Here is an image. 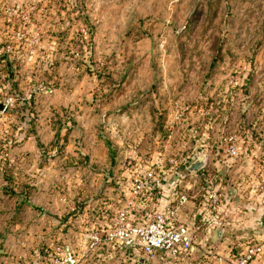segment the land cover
Wrapping results in <instances>:
<instances>
[{
	"label": "rangeland",
	"instance_id": "374dc122",
	"mask_svg": "<svg viewBox=\"0 0 264 264\" xmlns=\"http://www.w3.org/2000/svg\"><path fill=\"white\" fill-rule=\"evenodd\" d=\"M1 55L9 56L15 79L10 82L0 60V102L14 96L21 104L22 96L32 92V101L42 100L30 109L26 131L31 133L39 121L52 120L58 131L77 125L70 115L74 103L56 118L44 108L45 90L52 89L50 95L68 102L71 94L80 97L78 106L91 109L92 125L109 145L118 144L116 134L125 130L124 138L139 142L145 136L143 151L161 149L165 159L185 156L191 162L202 155L194 152L199 138L222 141L232 128L227 110L233 105L238 117L249 106L247 130L264 139V0H0ZM135 97L139 102L133 105ZM243 97L250 103L242 105ZM76 111L84 113L79 107ZM177 113L183 118L174 124ZM13 115L0 114V144L12 149L22 143L19 134L25 131ZM135 124L142 127L138 134ZM236 124L231 131L239 134ZM70 132L53 140V147L44 145L43 164L61 155ZM83 139H77L78 148ZM111 152L117 154L115 148ZM86 156H80L79 165L86 164ZM6 163L0 160V254L19 258L11 264H35V251L41 248L42 258L50 259L48 235L38 244L30 227L39 212L20 198L23 193ZM117 163L119 168L107 171L111 176L138 166ZM53 169L61 170L57 164ZM208 171L211 177L215 174L210 167ZM106 186L114 189V181ZM67 194L75 211L59 209L48 221L58 223L53 241L70 242L82 258L85 235L100 227L101 210L85 211L81 192ZM26 196L35 206L49 208L48 199L31 192ZM23 208L31 224L18 227L23 216L17 210ZM116 249L114 255L103 251L108 261L101 264H134L127 263L130 255Z\"/></svg>",
	"mask_w": 264,
	"mask_h": 264
},
{
	"label": "crops",
	"instance_id": "0c3cea01",
	"mask_svg": "<svg viewBox=\"0 0 264 264\" xmlns=\"http://www.w3.org/2000/svg\"><path fill=\"white\" fill-rule=\"evenodd\" d=\"M86 96L87 95H85V97ZM43 97H45V99L42 98L45 100L42 102L44 103V108H49L50 114L54 117H57V114L61 112V109L64 107H69L73 103L77 105V107H71L72 112L70 113V115L75 118L77 125L74 128H62V130L58 131L57 128L54 127L52 120L46 123L39 121L40 124H36L35 130L31 129L32 133L26 131L29 127L27 121L30 118L29 116L32 115V113L30 115V109L32 105H36L41 99L36 102L31 101L29 104L21 103L12 112L14 115L11 119L14 120L19 118L22 122V128L25 130L23 133L19 134L22 143L12 145V162L8 161V163H6L7 166L11 168V171L15 173L18 186L17 190L19 193H23L20 198H26L32 203L30 198L26 196L31 192L37 199L49 200V208L45 209V216L41 217L39 213V216L33 217V223L30 226L38 244H41L45 235H48L46 241L52 242L53 239L55 240L57 234L55 231L57 230L56 227L58 223L55 222L54 219L49 222V215H56L59 213V209L64 208L67 211H75L74 203L67 197L69 196L67 193L73 196L81 192L83 195L82 197L85 199V211H89L92 209L91 207H98L101 211L117 207L118 201L114 195V189L111 190L109 186H106L118 177L115 175L111 176L107 172L109 169L116 170L120 167L117 161L122 163L124 167L126 163H128L129 166L138 165L137 168L141 170V173L147 168L148 164L161 163L165 179L168 180L170 184L169 190H163V195H165L164 200L167 202H164V207L168 204L167 200L172 189L186 191L191 196L197 194V198L191 201L180 216L182 223L188 226L196 225L198 228V233L195 237V246L188 258L176 264H192L193 262L195 264H217L216 256H236L244 252L248 244L252 242H264V206L261 204V197L257 190L264 161V139L262 136L257 138L253 137L250 130H247L248 124H246V118L249 116L250 111L246 109H248L249 106L246 109L243 108L239 117L236 105L229 107L227 110L230 126L233 128L234 123H237L236 128L241 127L239 134L242 133V135H237L239 139H241V148L248 152L247 156H241L238 160L229 162L226 158V147L223 140L219 142L218 140L215 142L211 141L212 143H208L204 138H199V141L195 143L197 148L194 149V152L199 151L200 153L197 154H202L198 158L203 155H208L209 157V166L206 171H204L206 176L205 179L214 180L223 195L221 204L215 209L209 210L205 208V198L203 195L205 185L202 179L204 181V177L201 178V182L197 185L193 184L196 178L194 175L190 176L189 174H183V179H180V176L176 177L170 171L168 165V159L174 157L163 158L165 154L161 149L153 153L149 150L147 152L143 151L141 141L145 136L140 137L138 135L139 142H130V139L124 138L126 131L123 130V132L119 131V133L117 132L116 134V140H118L119 143L109 145L105 139L103 140L100 138L98 133L99 129H95L92 125L95 121V117L91 114V109L83 105L78 106L81 98L76 94L70 95L69 102L68 99H59L57 95L46 94L43 95ZM87 97L85 99H87ZM82 99L84 100V97H82ZM138 99V97H135L132 104H137L139 102ZM244 103L249 104L250 101H247L245 97L241 104L244 105ZM78 107L83 109L84 113L78 114L76 111ZM34 108L36 109L37 107ZM101 117L105 121V111L102 112ZM107 122L110 123L111 120L108 119ZM259 126L258 124V127ZM139 127L142 129L141 126L135 124L136 134L141 132ZM232 128L227 131L232 133ZM151 129L152 128L148 129L143 134L145 135V133L151 131ZM70 130L68 142L64 143L65 147L61 155L54 160H50L49 163L43 164L42 157L45 154L44 145L46 149L49 145L53 147L54 145L51 144L53 140L57 141L59 137L66 135ZM108 131L110 130L108 129ZM233 133L236 134L235 132ZM30 134L32 137L27 138ZM223 134H225V131ZM81 135L85 142L81 148H78L77 139ZM203 137H205V135H203ZM34 138H36V140L39 139L40 143L33 142L32 139ZM89 139H91V141ZM113 148L117 151L116 155H112L111 150ZM81 155H87L85 159L86 164L84 165H79L78 163L81 160ZM145 155L151 156L146 158ZM178 159H185V156L184 158L181 156V158ZM55 164L60 166L61 170H54L53 167ZM63 165L65 166L63 167ZM209 167L212 168V170L214 169L215 172V174L212 173V177L211 175L209 176ZM124 174L128 175V172L125 171L123 175ZM102 196H104L105 199L102 198ZM104 200L105 202H102ZM100 203H102V206H100ZM61 204L66 206H62ZM17 213L23 216L17 223L18 227L31 224L29 216L26 217L27 213L24 212V208L18 209ZM214 223L219 224V227L216 228ZM31 229L28 231H31ZM217 231H221V238L216 237ZM85 237L87 242V235H85ZM37 249L33 262L35 264H51L50 259L42 258L41 248ZM110 252H112L113 255L115 253L114 249L104 250L105 254ZM98 258L97 256L89 258L86 260V263L99 264ZM128 259L127 263H132L131 258ZM18 260L19 258L5 257L0 254V264L16 263ZM156 264L161 263L156 262Z\"/></svg>",
	"mask_w": 264,
	"mask_h": 264
},
{
	"label": "built area",
	"instance_id": "2783aa9c",
	"mask_svg": "<svg viewBox=\"0 0 264 264\" xmlns=\"http://www.w3.org/2000/svg\"><path fill=\"white\" fill-rule=\"evenodd\" d=\"M9 53V51H8ZM31 53L30 60L33 59ZM46 94H52V89L45 90ZM34 98V92L22 96V102L30 103ZM20 103L19 98L7 97L0 102L4 109L0 112L4 115L13 112ZM183 115L177 113L174 124H179ZM237 134L228 133L223 138L226 149V158L229 162L238 160L241 156H247V150L241 148ZM264 156V154H263ZM0 160L12 162V147H3L0 144ZM264 160V159H263ZM202 161L200 172L192 173L190 168ZM170 171L180 179L183 174L194 175V185L201 182L207 167L208 155L187 162L185 159L169 158ZM128 175H120L114 180V195L118 205L114 209L102 210L100 227L87 234V245L80 258L70 242H51V264H86V260L99 257V263H106L107 257L102 255L106 249L121 248L130 255L134 264H176L190 256L198 233L196 225L188 226L181 222L180 216L183 210L197 198V194L190 195L186 191L172 189L168 198V204L164 207V189L169 190V181L165 179L161 163L148 164L141 173L137 168L127 169ZM132 171V172H131ZM202 176V177H199ZM204 201L205 208L215 209L223 200V195L212 179H205ZM258 194L261 204L264 206V161L262 175L258 183ZM167 203V202H166ZM215 227L219 224L214 223ZM264 242H252L247 245L244 252L232 257L216 256L217 264H263Z\"/></svg>",
	"mask_w": 264,
	"mask_h": 264
},
{
	"label": "water",
	"instance_id": "95a60500",
	"mask_svg": "<svg viewBox=\"0 0 264 264\" xmlns=\"http://www.w3.org/2000/svg\"><path fill=\"white\" fill-rule=\"evenodd\" d=\"M4 60L6 61L7 63V69L10 73V82H13L14 79H15V72L13 70V65L11 64L10 62V59L8 57H5ZM4 109L3 105L0 104V112H2ZM203 167V162L202 161H197L195 162L192 167L190 168V171L192 173H198L201 171ZM23 202L28 204L32 209H34L35 211L39 212L41 217H44L46 212H45V209L41 208V207H38V206H35L33 205L29 200H27L26 198L23 199ZM221 231H217L216 232V237L217 238H221Z\"/></svg>",
	"mask_w": 264,
	"mask_h": 264
},
{
	"label": "trees",
	"instance_id": "16d2710c",
	"mask_svg": "<svg viewBox=\"0 0 264 264\" xmlns=\"http://www.w3.org/2000/svg\"><path fill=\"white\" fill-rule=\"evenodd\" d=\"M5 57H8L9 58V56L8 55H1L0 56V60L2 61V62H4V63H6V61L4 60V58ZM10 59V58H9ZM6 65H7V63H6ZM69 133V131L67 132V134Z\"/></svg>",
	"mask_w": 264,
	"mask_h": 264
}]
</instances>
